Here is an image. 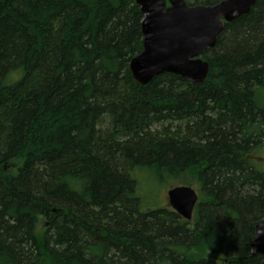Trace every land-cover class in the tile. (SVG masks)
<instances>
[{
	"label": "trees",
	"instance_id": "16d2710c",
	"mask_svg": "<svg viewBox=\"0 0 264 264\" xmlns=\"http://www.w3.org/2000/svg\"><path fill=\"white\" fill-rule=\"evenodd\" d=\"M142 20L134 0H0V264H264V0L195 87L133 80ZM134 170L190 175L192 220L142 211Z\"/></svg>",
	"mask_w": 264,
	"mask_h": 264
},
{
	"label": "water",
	"instance_id": "95a60500",
	"mask_svg": "<svg viewBox=\"0 0 264 264\" xmlns=\"http://www.w3.org/2000/svg\"><path fill=\"white\" fill-rule=\"evenodd\" d=\"M257 1L222 0L210 6H191L184 0H135L143 14V42L142 51L129 63L133 80L147 85L168 73L194 87L203 84L209 71L204 52L216 45L225 23L247 15ZM167 198L177 214L191 219L198 199L193 189L172 188ZM250 247L252 255L264 256V220L255 227Z\"/></svg>",
	"mask_w": 264,
	"mask_h": 264
},
{
	"label": "rangeland",
	"instance_id": "374dc122",
	"mask_svg": "<svg viewBox=\"0 0 264 264\" xmlns=\"http://www.w3.org/2000/svg\"><path fill=\"white\" fill-rule=\"evenodd\" d=\"M131 176L137 185V197L140 199L142 211L169 208L167 192L175 186L189 185L197 191V185L190 175H186V178L176 182L172 181L171 183H162L154 175L141 170L132 171ZM45 229L46 220L40 218L37 224V233L40 234Z\"/></svg>",
	"mask_w": 264,
	"mask_h": 264
}]
</instances>
